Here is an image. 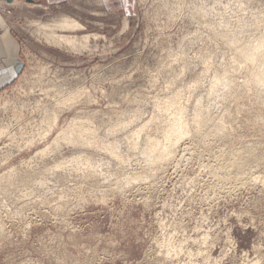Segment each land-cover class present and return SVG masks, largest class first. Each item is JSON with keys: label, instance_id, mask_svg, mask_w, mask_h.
<instances>
[{"label": "rangeland", "instance_id": "374dc122", "mask_svg": "<svg viewBox=\"0 0 264 264\" xmlns=\"http://www.w3.org/2000/svg\"><path fill=\"white\" fill-rule=\"evenodd\" d=\"M65 17L77 51L40 28ZM261 41L264 0H0V264H264V167L224 199L200 187L224 152L264 153V85L239 54ZM179 106L190 134L152 161Z\"/></svg>", "mask_w": 264, "mask_h": 264}, {"label": "bare ground", "instance_id": "6f19581e", "mask_svg": "<svg viewBox=\"0 0 264 264\" xmlns=\"http://www.w3.org/2000/svg\"><path fill=\"white\" fill-rule=\"evenodd\" d=\"M40 28L45 32V36H46V39H49V40H52L53 41V43L54 44H56V45H66V46H68V47H71V49L72 50H74V51H77V49L81 46L80 44H81V42H83V41H88V37H82V38H78V37H73V36H66V35H63L62 34V36H60V35H58V33L56 32V31H61V30H63V31H80V30H83V26L79 23V22H77V21H74V20H72V19H70V18H68V17H65V18H63L62 20H61V22H58V23H56V24H54V25H47V26H44V27H41L40 26ZM257 45V44H256ZM258 46V48H256L257 50H253V49H251V54L249 55V54H246V51H245V49H242L241 51H239V54H240V56L242 57V58H244L245 59V63L247 62V63H249L250 65H251V63L252 64H255V67H256V70H255V68H254V70H255V72L253 73L254 75H255V80H254V82H255V84L256 85H258V86H260V85H264V64L262 65V64H260V62L262 61L261 60V58H264V57H262L261 55V58H259V54L258 53H260V51L263 49L264 50V41L262 42H260V44L259 45H257ZM253 51V52H252ZM234 59H235V57H233ZM237 58V57H236ZM232 59V58H231ZM238 59V58H237ZM236 59V60H237ZM231 61V60H230ZM241 61V60H240ZM232 63V62H231ZM263 63H264V60H263ZM232 65V64H231ZM239 65H240V63H239ZM241 65H243L244 66V64L243 63H241ZM258 65H260V67H257ZM244 67H247V66H244ZM243 67V68H244ZM237 68V66L236 67H234L233 69H236ZM252 68V67H251ZM230 69H231V67H230ZM232 70V69H231ZM227 72V71H226ZM232 72V71H231ZM235 72V71H234ZM252 74V75H253ZM251 75V76H252ZM218 77V76H217ZM214 78V77H213ZM225 78V77H224ZM228 78V77H227ZM227 78H226V81L229 83V82H232V81H234V80H230V81H228L227 80ZM256 78H257V80H256ZM217 79V78H216ZM214 80V81H216V82H218V79L217 80ZM221 78L219 77V80H220ZM221 80H223V78L221 79ZM225 80V79H224ZM214 81H213V84H217V83H214ZM225 81V82H226ZM221 82V81H220ZM235 82V81H234ZM219 83V82H218ZM212 84V87H214V85ZM225 84H227V83H225ZM230 84V83H229ZM247 84V83H246ZM246 84H244V85H246ZM228 85V84H227ZM235 86H236V84H234ZM233 84H232V86H231V84L230 85H228V87L229 86H231V87H233L234 86ZM258 86H257V88H258ZM211 87V86H210ZM216 87H218V85L217 86H215L214 87V89L216 88ZM263 87V86H262ZM261 87V88H262ZM223 88V87H222ZM234 88V87H233ZM241 88V87H240ZM245 88V87H244ZM261 88H259V89H261ZM211 89V88H210ZM220 89V88H219ZM232 89V88H231ZM262 89H264V88H262ZM212 90V89H211ZM225 90V89H224ZM235 90V89H234ZM239 90H241V89H239ZM216 91V90H215ZM230 91H233V90H230ZM224 92V91H223ZM207 93V92H206ZM220 93V92H219ZM257 93H258V90H257ZM176 95V94H175ZM219 95V94H218ZM236 95V94H235ZM259 95V94H258ZM262 95V94H261ZM261 95H259L258 97V99H260V96ZM173 97V96H172ZM180 97V96H179ZM179 97H177V96H174V98H172L166 105L167 106H169V107H171V106H173V105H175L176 103L178 104V101H179ZM262 97V96H261ZM72 97H68V99H67V101H70V100H73V99H75V98H73V99H71ZM210 98V97H209ZM219 98V97H218ZM201 99V98H200ZM237 99V98H236ZM257 99V98H256ZM261 100H262V98H261ZM66 101V102H67ZM223 101V100H222ZM256 101H258V100H256ZM263 101V100H262ZM208 102H209V100H208ZM259 103V102H258ZM260 103H261V101H260ZM261 105V104H260ZM196 106V105H195ZM166 107V106H165ZM180 108H178V109H176V112L173 114L174 115V117L172 118V120H170L167 124H166V126L163 128V138H164V140L166 141V144H162L157 138H152V137H146V140H147V144H146V146H147V148L144 150V152H145V154H146V156L147 157H153L151 160L152 161H154V157H156V159L155 160H161V162H163L164 160H166L167 161V157L168 156H170L172 153H173V150H174V148L177 146V145H179L180 144V142H181V140L183 139V137H186V136H188L190 133V129L188 128L189 127V123H188V120L187 119H185V115L186 114H184L185 112H184V107H182V106H179ZM200 107H198V109H196L195 108V113L193 112V114H195L193 117L194 118H192L193 120H194V124H196V126H197V124L199 125V124H201L202 122H204V124H205V121H207V119L209 118L208 117V115H206V114H203V112L199 109ZM235 108V107H234ZM201 109H203V107L201 108ZM229 109V108H228ZM234 110H236V109H234ZM175 111V110H174ZM231 111V110H230ZM226 112H227V110H226ZM234 112H236V111H234ZM227 113H229V112H227ZM231 113H233V112H231ZM237 113V112H236ZM232 115V114H231ZM239 115V114H238ZM210 116V115H209ZM213 117V116H212ZM54 120H53V124H54V126H56L57 125V123H58V119H57V117L56 116H54V118H53ZM211 119V118H210ZM233 119V118H232ZM155 120V119H154ZM205 120V121H204ZM214 120V119H213ZM152 122H154L153 121V119L151 120ZM151 121H149V123H146L145 125H143L140 129H138L135 133H134V135H133V137H134V139H136V142L140 139V136L142 135V133H144L145 131H146V129H148L149 128V125L151 124ZM210 121V120H209ZM212 121V120H211ZM192 122V121H191ZM208 122V121H207ZM214 122V121H213ZM212 122V123H213ZM260 122V121H259ZM72 123H75L74 121H72ZM78 123H76V125H77ZM207 124V123H206ZM261 124V123H260ZM256 125V124H255ZM263 125V124H262ZM81 126H83V125H81ZM205 126V125H204ZM264 126V125H263ZM218 129H217V131L220 133V131L222 130V132H223V130H224V127L223 126H218V124H217V126H216ZM72 128H73V126H72ZM195 129V128H194ZM231 129V128H230ZM82 130V129H81ZM84 131V130H83ZM235 131V130H234ZM79 132V131H78ZM78 132H76V129H75V132H74V129H71V130H68V131H65V132H60V133H63V140H68L69 142H71V143H74V140H80L81 139V137L83 136V134L82 133H80V139H79V135H78ZM81 132V131H80ZM77 134V135H74V134ZM213 134V133H212ZM218 134V133H217ZM225 134V133H224ZM214 135V134H213ZM219 135V134H218ZM75 136H77V137H75ZM200 136V135H199ZM74 137V138H73ZM84 137V136H83ZM132 138V137H131ZM227 138V137H226ZM130 139V138H129ZM195 139V138H194ZM224 140V139H223ZM134 140H132L131 142H133ZM167 142H168V144H167ZM133 143H135V142H133ZM145 143V142H144ZM164 143V142H163ZM131 144V143H130ZM137 143H135V145H132L133 146V148H136L138 145H136ZM261 147V146H260ZM245 148V147H244ZM263 149V148H262ZM228 150V149H227ZM226 151V150H225ZM257 151V150H256ZM253 151V150H249L248 148L247 149H240L239 148V150H234V151H228V152H224L225 154L224 155H222L221 157H222V160H221V157H219L218 155V157L220 158V160L223 162V158H224V160H225V165H224V167H226V168H230L231 169V171L230 172H228V173H224V172H221L220 173V175L221 176H224V175H227L228 177H230V179H228L226 182L228 183H235L234 181H236V180H238L237 182H239V180H240V182L243 180L242 178L243 177H245V175L247 174V170H249V172H250V170H252V169H255V168H258L257 166H259V167H264V153L262 152V150L260 149L259 151H260V153L262 154H258L259 152L257 151ZM263 151H264V149H263ZM157 152H158V154H157ZM221 152V151H220ZM222 152H223V150H222ZM112 153H113V155H115L114 153H116V152H114V151H112ZM154 153H156L157 154V156H156V154H155V156H153V154ZM223 154V153H222ZM219 155H220V153H219ZM218 157H217V159H218ZM146 158V157H145ZM119 159L121 160V158L119 157ZM169 159V158H168ZM218 161V160H217ZM161 162H159L158 161V163H160L161 164ZM165 162V161H164ZM156 163V162H155ZM157 163V164H158ZM219 163H220V161H219ZM221 165H223V164H221ZM223 167V166H222ZM259 170H260V168H259ZM263 170H264V168H263ZM252 172V171H251ZM258 173V172H257ZM249 175H250V173H249ZM249 175L247 174V176L249 177ZM246 176V177H247ZM251 177V176H250ZM256 177V176H255ZM258 179H259V177H257ZM256 178V179H257ZM242 179V180H241ZM247 179V178H246ZM255 179V180H256ZM263 179V178H262ZM264 180V179H263ZM262 180V181H263ZM261 181V182H262ZM225 182V183H226ZM264 182V181H263ZM241 184V183H240ZM236 186V185H235ZM72 253H64L63 254V262H65L66 260H70L71 261V259H72ZM28 261V260H27ZM259 262V261H258ZM258 262H255V263H253V264H258ZM25 264H26V262H25ZM41 264V263H40ZM78 264V263H77Z\"/></svg>", "mask_w": 264, "mask_h": 264}, {"label": "clouds", "instance_id": "9594fccd", "mask_svg": "<svg viewBox=\"0 0 264 264\" xmlns=\"http://www.w3.org/2000/svg\"><path fill=\"white\" fill-rule=\"evenodd\" d=\"M213 155L215 154L213 153ZM230 171V168L221 167L219 160L216 166L209 165L205 168V172L208 173L209 179L200 185V187L203 188L202 197L209 200H218L224 199L225 194L230 195L229 189L225 187L223 183L230 179V177L227 175H220L221 172L228 173ZM210 193L211 195H209Z\"/></svg>", "mask_w": 264, "mask_h": 264}, {"label": "water", "instance_id": "95a60500", "mask_svg": "<svg viewBox=\"0 0 264 264\" xmlns=\"http://www.w3.org/2000/svg\"><path fill=\"white\" fill-rule=\"evenodd\" d=\"M13 0H8V2H12Z\"/></svg>", "mask_w": 264, "mask_h": 264}]
</instances>
